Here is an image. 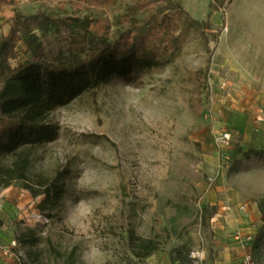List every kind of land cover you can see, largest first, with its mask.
<instances>
[{
  "label": "rangeland",
  "instance_id": "1",
  "mask_svg": "<svg viewBox=\"0 0 264 264\" xmlns=\"http://www.w3.org/2000/svg\"><path fill=\"white\" fill-rule=\"evenodd\" d=\"M140 2L0 1V38L16 12L48 26L56 18L100 19L93 30L104 43L91 53L86 45L83 63L150 15L166 16L171 27L136 41L135 52L149 53V62L120 65L42 113L32 110L37 80L18 74L31 52L17 42L8 58L14 73H0V166L8 171L0 174V246L26 264H191L196 248L205 251L202 264H213L222 247L213 218L229 198L257 203L250 249L254 263L264 264V76H235L222 46L238 34L264 40V0L217 9L209 0ZM33 32L50 69L59 68L69 31ZM222 133L226 144L217 141Z\"/></svg>",
  "mask_w": 264,
  "mask_h": 264
},
{
  "label": "trees",
  "instance_id": "2",
  "mask_svg": "<svg viewBox=\"0 0 264 264\" xmlns=\"http://www.w3.org/2000/svg\"><path fill=\"white\" fill-rule=\"evenodd\" d=\"M5 4L14 0H0ZM75 3H81L88 0H70ZM96 3H110L115 0H89ZM159 0H142L140 5H147L149 3ZM170 1V0H167ZM230 0H209L210 5L214 8L222 7ZM185 13L190 22L198 24L197 20H193ZM47 19H41L38 15H24L16 12L10 26L8 34L0 38V73L13 72L14 69L8 63L9 57L16 55L15 47L17 42L22 40L26 43L27 48L31 52L32 61L22 64L20 72L22 77H32L37 80L38 94L37 102L32 105V110L42 113L49 110L54 103L59 101H67L72 97L80 94L83 89L88 86H95L100 81L109 77L115 70L120 69V65L125 67L141 66L150 61L149 53H136V41L142 36L149 34L153 28L157 27L165 34L170 31V24L166 21V16L158 20L155 15H150L141 24L132 25L125 29L114 41L110 43L106 50L102 51L100 55H96L93 60L87 63L80 61L81 54L85 51L86 45L88 51L91 53L98 46L104 42L98 40L94 33V28H100L102 21L100 19H91L89 17L82 18H56L51 20V26H48ZM65 27L69 31L67 40V50L69 52L66 58L61 57L60 54L56 57L59 68L50 69L53 61H48L43 51V43L39 36L33 32L37 28L41 35H44L48 29L58 30V27ZM54 27V28H53ZM186 30L182 31L176 36H173L171 42L174 46L177 41L181 40ZM100 56V57H99ZM116 63L119 66H116ZM83 72V73H82ZM14 73V72H13ZM85 75V79L81 77ZM75 78H78V83H75ZM42 95V97L40 96ZM34 125V124H32ZM32 127H36L32 126ZM7 169L0 166V174L7 173ZM26 188L33 191L34 195L40 192L30 188L29 185L24 184ZM45 189L44 192H48ZM262 220L264 223V212L262 203H260ZM142 256L146 253H142ZM12 264H26L21 262L18 258L12 260Z\"/></svg>",
  "mask_w": 264,
  "mask_h": 264
},
{
  "label": "crops",
  "instance_id": "3",
  "mask_svg": "<svg viewBox=\"0 0 264 264\" xmlns=\"http://www.w3.org/2000/svg\"><path fill=\"white\" fill-rule=\"evenodd\" d=\"M260 27L264 28V22L260 24ZM8 28L9 25L5 27L4 34L7 33ZM241 39L243 37L238 34L227 46L222 40V46L229 53L228 58L235 61L233 74L235 76H264V40L257 43L253 40L245 42L244 39ZM217 189L219 187L216 186ZM216 190L212 189L209 191L207 195L208 201L214 202L216 200ZM228 199L222 202L219 201L221 206H219V211L213 218L214 232L222 238L220 240L222 247L217 251L213 264H241L240 259L242 255L249 249L252 243H245V237L251 231L255 232V236L258 231L257 220L260 217V212L257 203L255 201L242 202L248 210V217H244L238 209L240 202ZM225 203L230 206L228 210H223L222 208V205H225ZM251 224H254L256 227ZM223 230H226L230 234L238 231L240 239L236 240L230 234H225Z\"/></svg>",
  "mask_w": 264,
  "mask_h": 264
},
{
  "label": "built area",
  "instance_id": "4",
  "mask_svg": "<svg viewBox=\"0 0 264 264\" xmlns=\"http://www.w3.org/2000/svg\"><path fill=\"white\" fill-rule=\"evenodd\" d=\"M18 2H23L25 0H16ZM259 119H263L262 117H258ZM229 140V134L228 133H222L218 138L217 141L219 143L222 144H226ZM208 180L210 182H213L214 178H208ZM223 210H228L230 208L229 205H224ZM238 209L241 211L242 216L244 217H248V210L247 207L244 203H240L238 206ZM0 210H1V206H0ZM37 217H40V215L36 214ZM252 226H255L254 224H251ZM256 227V226H255ZM223 232L227 235H229L230 233H227L226 230H223ZM254 233L253 231L249 232L247 234V236L245 237L244 242L245 243H250L253 241L254 238ZM230 236H233L236 240L240 239V234L238 231L230 234ZM242 244V243H241ZM204 255H205V251L202 248H196V249H192L189 253V258H190V262L191 264H202V260L204 259ZM3 256L6 257H11V264H12V260L15 258L12 257V253H11V249L10 246H0V264H4L6 262H3L2 258ZM242 264H255L254 260H253V256H252V251L249 249L242 255L241 259H240Z\"/></svg>",
  "mask_w": 264,
  "mask_h": 264
}]
</instances>
